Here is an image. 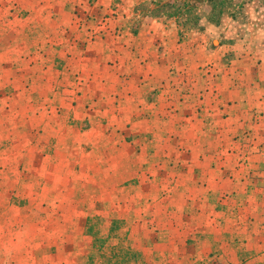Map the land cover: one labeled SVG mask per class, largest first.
I'll return each mask as SVG.
<instances>
[{
	"label": "crops",
	"instance_id": "1",
	"mask_svg": "<svg viewBox=\"0 0 264 264\" xmlns=\"http://www.w3.org/2000/svg\"><path fill=\"white\" fill-rule=\"evenodd\" d=\"M189 1L5 0L0 51L18 52H0V64L30 68L17 80L33 82L38 103L15 106L26 113L38 106L36 121L50 133L67 121L66 137L47 140L75 143L80 157H61L86 162L92 193L125 188L143 198L147 214L131 203L130 216L118 209L119 217L184 226L177 259L152 249L150 233L140 258L264 264V6L246 1L237 10L235 3L206 23L190 19ZM49 97L55 103L46 106ZM49 108L59 114L51 122ZM8 113L1 127L11 121L18 130L12 134L24 137L29 122L21 110ZM126 129L131 135L123 136ZM21 154L23 161L13 145L10 155ZM9 185L0 183V193ZM66 186L58 179L41 192ZM153 192L161 197L150 201L145 195Z\"/></svg>",
	"mask_w": 264,
	"mask_h": 264
},
{
	"label": "rangeland",
	"instance_id": "2",
	"mask_svg": "<svg viewBox=\"0 0 264 264\" xmlns=\"http://www.w3.org/2000/svg\"><path fill=\"white\" fill-rule=\"evenodd\" d=\"M95 1L97 0H90V4L97 6L98 3ZM246 1H250L251 6L254 4L253 8L256 5L264 6V0H190V5H188L190 19L206 23L217 21L228 9H235V3L238 10L239 5H243ZM4 3L5 0H0V7ZM14 7H17L16 2H14ZM241 19L244 20V18ZM17 50V48L7 49L0 52L10 57L11 54L18 52ZM8 51H10L9 54H7ZM209 67L210 65L207 68ZM28 70L30 68L28 69L26 65L0 64V107L7 112L0 114V183H10L7 194L0 193L2 199L0 204V264H32V261L34 264H101L103 249H100V246L102 245H95L94 237L86 229L85 223L89 216L104 218L106 222L117 217L123 218L124 230L128 232V241L130 240L129 243L134 251H148V237L144 233H150L156 236L152 249L160 252H173L174 259H177L176 255L182 253L179 247L183 240L184 226L178 224L171 227L169 224L153 223L150 225L149 220L147 223L145 221V224L140 220L135 223L133 216L132 219H127L130 213L126 212L127 209H131L129 208L131 203L134 209L147 214L148 209H145L143 198L140 200L139 195L126 191L128 189L125 188L121 193L102 192L103 194H100L101 191L92 193L93 185L88 181L90 176H86L87 173L84 172L85 167H88L86 162L84 166L80 162H70L68 158L61 157L62 155L64 157L73 155V153L78 156L77 151H74L75 143L70 144L67 139L56 142H52L54 141L52 139L47 140V137L54 133L59 138L66 137L68 131L64 123L67 121L65 120L61 127L57 126L54 132L50 133L49 126L45 129L39 120L36 121L40 116L36 110L38 106L34 104V109L30 113L15 106L16 102L17 104L18 102L23 103L29 99L33 100L32 103H38L33 96L34 91L31 92L33 82L26 79L17 80L28 77ZM52 98H54L53 101ZM71 101L67 100V102ZM46 102L55 103V97L45 100L44 103L48 106L49 103ZM39 103H43L42 100ZM69 107L70 105L62 106L63 109ZM20 110L22 116L19 117H22L24 122H29V127L32 128L28 129L22 138L12 134L18 130L11 121L6 131L4 127H1L4 118L10 116L8 112H19ZM57 110L58 108L54 111L49 108V111H45L49 122L58 118ZM114 132H121V129L114 130ZM131 133L132 130L126 129L123 131V136L131 135ZM10 134L12 137L7 138ZM13 145L22 149L25 160L21 161L22 154L17 157L10 155ZM3 146L6 147L2 148ZM19 178L22 179L19 180ZM58 179L64 180V183L70 186L56 193L41 192L43 188L51 189L55 180ZM113 184L114 181L111 180L107 186L112 187ZM2 190L3 187L0 186V191ZM159 193L162 192L147 193L145 196L151 201L153 197H161ZM123 201L127 205L120 204ZM118 209L123 212L120 215L126 214L127 216L119 217ZM106 225L108 224L103 223V226ZM63 226L70 229L67 235L60 232V227ZM104 232L106 234L109 231L104 230ZM116 242H119L118 239ZM140 259L142 261L140 264H149L148 258L141 257Z\"/></svg>",
	"mask_w": 264,
	"mask_h": 264
},
{
	"label": "trees",
	"instance_id": "3",
	"mask_svg": "<svg viewBox=\"0 0 264 264\" xmlns=\"http://www.w3.org/2000/svg\"><path fill=\"white\" fill-rule=\"evenodd\" d=\"M124 222L120 218H113L106 222L104 218L88 217L86 229L94 237V244L102 245L100 246V249H103L101 251V264H130L133 261L140 264L142 262L139 253L134 251L131 243H129L130 240L128 241V232L124 230ZM103 223L108 225L103 226ZM104 230L109 232L104 234ZM117 239L119 242L115 243Z\"/></svg>",
	"mask_w": 264,
	"mask_h": 264
}]
</instances>
